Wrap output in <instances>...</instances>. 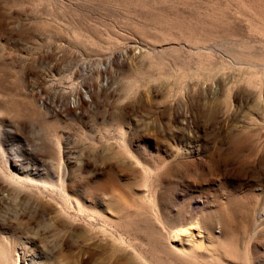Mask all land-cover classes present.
I'll list each match as a JSON object with an SVG mask.
<instances>
[{
  "label": "rangeland",
  "instance_id": "obj_1",
  "mask_svg": "<svg viewBox=\"0 0 264 264\" xmlns=\"http://www.w3.org/2000/svg\"><path fill=\"white\" fill-rule=\"evenodd\" d=\"M0 131L153 262L264 264V0H0ZM0 181L1 264H139Z\"/></svg>",
  "mask_w": 264,
  "mask_h": 264
},
{
  "label": "bare ground",
  "instance_id": "obj_2",
  "mask_svg": "<svg viewBox=\"0 0 264 264\" xmlns=\"http://www.w3.org/2000/svg\"><path fill=\"white\" fill-rule=\"evenodd\" d=\"M86 95H85V97H86ZM84 102H86V99L82 96H79L78 99L75 98L72 102H69L68 104L66 103L65 106H60L61 111H63V112L64 111H68V112L72 111V108H71L72 106H74L75 109L80 108L82 106V103H84ZM38 105H39V107H41V109H44L45 111L48 109H51V107H52V105L48 101H45V100H43L42 102H39ZM63 112H61V113H63ZM129 153H131V157L128 155H127L128 157L127 156L125 157L129 160V162H131V163H132V161L133 162H139L138 156L134 152H132L130 149H129ZM5 160H6L5 164H4L3 168L0 167V171L5 176L6 180L9 181L10 184H12L16 187L18 196L21 195L24 197H29V198L35 199L36 203L41 204L45 209L51 210V212L55 214V220L57 219V221H60L61 223H63L62 225L70 226V225H72V222H70V221H72V220L76 221V220H78L79 217L83 218L85 220V222L83 220V222H84L83 227H84L85 231L93 232L95 235L99 236L98 237L99 239H101L100 236L103 235L105 240L107 239L106 243H108L111 246L110 248L113 247L119 251H122V250L128 251L129 255H131L130 257H133V255H134L136 260L139 262V264H156L157 261H161L163 263L166 255L168 257V255H170L172 253L175 254L176 253L175 251L177 250V248L183 247L182 246V244H183L182 241H184L183 236H186V237L188 236V237H192V238L195 237L194 232L192 230H190L191 225H192V227H193V225L198 226L199 223L198 224L189 223V224L177 225V227L173 230V233L171 235H169V238L176 240V244H174V246L171 247V245L168 243L170 245V248L164 247L165 245L163 247H160L159 252H157L159 254H157L158 256H156V258L158 257L157 261H156V259H154L155 262H153L152 260H150V257L148 255H146L147 253H144L145 251L140 250L139 247H137L136 244L133 243L134 241L132 242V240L129 238H126L123 233L114 230L112 227L113 225L111 226V224L109 223L111 221L107 220L103 216L98 217L94 214L89 213L91 210L90 207H89V212L87 211V213H84V211H86L84 209L85 203H83L84 206H81L79 204V206L76 209V212L73 211V208L75 207L73 205H75L77 203L78 199L76 200L73 198L74 200H76V201L73 200V202H76V203L72 204L71 198L73 195L72 194H71L72 196L70 195V192H71L70 188L72 187L70 185L71 180L69 177L68 167L65 165L64 162L61 161V164L63 165L64 170L61 174L59 173L60 175H58V176L53 175V173L51 174L50 171H46L44 168L43 169L45 170V172L42 170H39V171H35V172L34 171L33 172H27V174L24 175V169L22 170L20 168H17L15 170H13L10 167V161L8 160V158ZM40 168L41 167H39V169ZM136 169H138V168H136ZM142 172H143V170H142ZM142 172H139V173L142 174ZM144 173L145 172H143V174ZM141 174H139V177L141 176ZM143 174L141 176L142 180H141V178H140V180L143 182L142 185H144L147 189V192H148L147 199L149 198V200H152L153 199L152 198L153 191H154L153 187L155 184V180L152 183L149 180L150 176L148 177L146 174H144V175ZM47 178H50V179H47ZM0 182H2V181H0ZM138 182H140V181H138ZM79 200H80V198H79ZM79 200H78V202H79ZM82 202L83 201H81V203ZM153 209L155 210V212H158L156 207H154V205H153ZM44 210H43V212H44ZM81 213H83L85 215L82 216ZM99 213H101V212H99ZM104 215H106V214H104ZM75 221H74V223L77 222V221L76 222ZM80 221H81V219H80ZM68 229H69V227H68ZM103 236H102V238H103ZM173 247H175V248H173ZM117 254H119V253H117ZM159 257L162 260H160Z\"/></svg>",
  "mask_w": 264,
  "mask_h": 264
}]
</instances>
